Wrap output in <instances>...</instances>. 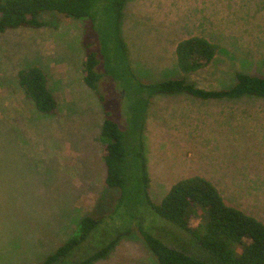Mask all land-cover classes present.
Instances as JSON below:
<instances>
[{
  "label": "rangeland",
  "instance_id": "374dc122",
  "mask_svg": "<svg viewBox=\"0 0 264 264\" xmlns=\"http://www.w3.org/2000/svg\"><path fill=\"white\" fill-rule=\"evenodd\" d=\"M48 25L0 32V264L43 261L85 215L107 213L118 195L104 184L99 133L104 111L123 127L127 102L110 80H83L86 18L45 13ZM133 72L145 83L185 78L207 89L229 88L235 74L264 76V0H128L121 21ZM192 35L221 44L199 71L176 65L175 44ZM32 65L57 101L38 112L18 84ZM150 197L159 202L177 180L202 175L223 200L264 223V99L201 100L186 93L150 99L146 127ZM93 264H158L143 240L121 238Z\"/></svg>",
  "mask_w": 264,
  "mask_h": 264
},
{
  "label": "trees",
  "instance_id": "16d2710c",
  "mask_svg": "<svg viewBox=\"0 0 264 264\" xmlns=\"http://www.w3.org/2000/svg\"><path fill=\"white\" fill-rule=\"evenodd\" d=\"M128 0H0V32L10 28L48 25L41 15L58 14L89 21L96 48L83 45V80L98 90L101 79L111 81L120 101L127 102L123 127L104 111L99 141L106 166L104 184L118 195L111 209L85 215L77 232L35 264H93L104 259L123 237L139 236L158 264H264V223L227 204L215 184L202 175L175 181L159 202L149 194L146 127L150 99L157 94L186 93L201 100L264 99V76L235 74L229 88L207 89L185 78L145 83L133 72L121 21ZM221 44L192 35L175 44L176 65L184 73L206 67ZM18 84L34 108L53 113L57 101L43 70L36 65L17 71Z\"/></svg>",
  "mask_w": 264,
  "mask_h": 264
}]
</instances>
